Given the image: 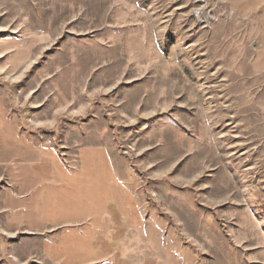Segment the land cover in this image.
Listing matches in <instances>:
<instances>
[{"label":"rangeland","instance_id":"1","mask_svg":"<svg viewBox=\"0 0 264 264\" xmlns=\"http://www.w3.org/2000/svg\"><path fill=\"white\" fill-rule=\"evenodd\" d=\"M55 167L141 216L113 264H264V0H0V264L63 262Z\"/></svg>","mask_w":264,"mask_h":264},{"label":"crops","instance_id":"2","mask_svg":"<svg viewBox=\"0 0 264 264\" xmlns=\"http://www.w3.org/2000/svg\"><path fill=\"white\" fill-rule=\"evenodd\" d=\"M91 169L81 167L70 171L69 176H66L62 167H55L53 173L47 174L45 179L42 176L41 187L47 190V196L50 198L45 207L46 217L34 221L32 216L36 212L32 205L31 220L22 222V228L28 229V232L41 233L46 229L45 231H51L55 239L60 238L62 232L64 257L61 264H82L83 260L84 264H113L110 240H114L121 229L126 230L127 224L135 223L136 219L139 223L142 221L141 216L135 218L128 213L126 204L112 205L113 200L109 199L112 197V190L106 199H102L104 195L101 196L96 191L78 184L79 175L91 174ZM51 182L53 183L50 184ZM102 202L107 204L103 205ZM38 213L42 214L41 211ZM103 240L106 241L102 243Z\"/></svg>","mask_w":264,"mask_h":264}]
</instances>
